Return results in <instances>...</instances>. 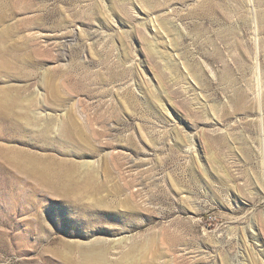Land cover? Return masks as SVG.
Returning <instances> with one entry per match:
<instances>
[{
  "label": "rangeland",
  "instance_id": "rangeland-1",
  "mask_svg": "<svg viewBox=\"0 0 264 264\" xmlns=\"http://www.w3.org/2000/svg\"><path fill=\"white\" fill-rule=\"evenodd\" d=\"M0 264H264V0H0Z\"/></svg>",
  "mask_w": 264,
  "mask_h": 264
}]
</instances>
